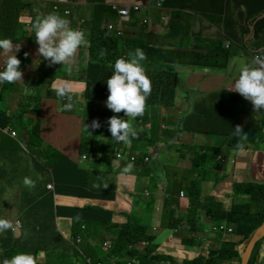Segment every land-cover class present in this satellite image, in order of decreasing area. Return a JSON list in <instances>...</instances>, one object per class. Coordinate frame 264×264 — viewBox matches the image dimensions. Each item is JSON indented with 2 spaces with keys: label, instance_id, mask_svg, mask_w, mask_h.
<instances>
[{
  "label": "trees",
  "instance_id": "trees-1",
  "mask_svg": "<svg viewBox=\"0 0 264 264\" xmlns=\"http://www.w3.org/2000/svg\"><path fill=\"white\" fill-rule=\"evenodd\" d=\"M2 0H0L1 2ZM7 1V0H5ZM69 0H47V4L42 8L45 13L38 16L37 21H39V25L35 26V23L28 29L33 31V34L36 35L40 34V38L43 39L51 34V28L56 27L59 28L60 33H68L70 38L66 41V43H71L73 46H83L87 50H90L92 54L100 55L97 59L102 60L104 59L103 55L107 53L108 56H121L117 51L110 49L111 46H120V45H128L129 51L135 53L134 49L135 43L139 42L137 39H133L129 37V27L132 30L136 27V22H141L144 17H141L143 13L140 14L139 18L141 20H137L135 17H130V19L121 21L113 16L116 21H112V28L116 29L120 26L125 27V34L120 36V33L116 34V30L108 31L107 28L109 25L107 23L110 21V9L118 14V11L114 8V3H106L104 2V10L106 11L105 19L98 20L96 24H94L93 19H88L91 23L83 22L80 19H65L66 10L69 9L70 13H73L76 8H79V14L84 13L83 8L81 5H75V9L73 8V3L70 2L67 4L66 2ZM252 1L249 5L241 2V0H220L222 7L219 9L220 11L226 10L229 6V3L232 2L234 6L238 9L243 7L244 14H247L248 18L250 19V23L247 27L241 26L242 29H246L249 32H256L259 31V27L264 24V4L262 6H257V0H250ZM263 2L264 0H260ZM8 10H11V14L15 15V9L21 10L22 13L25 12L23 10L25 3L24 0L22 3L17 5L18 3H14L13 0H9L8 2ZM159 6H154L152 8H160L165 7L167 8V12H171L170 19L167 18V22L165 27H167L168 32L174 31L178 33H187L189 32L186 29H189L191 26L199 24L202 20L201 17H208L213 12L217 11L214 8L216 4V0H161L159 2ZM152 4V3H148ZM100 6V4H96ZM90 6H86V9H89ZM26 8V7H25ZM146 7L142 6L141 9H145ZM73 9V12H72ZM97 10L100 11L101 15L103 10L99 7ZM198 16H196V15ZM218 16L222 17V21L224 19V14L218 13ZM10 19V15L7 14V11L3 9L0 11V29L4 28ZM77 20V23L75 22ZM65 22V23H64ZM256 22V23H255ZM255 24V29L253 25ZM15 30L17 28V24L11 25ZM83 27H89L90 33H84ZM56 30V29H55ZM77 31V32H76ZM36 32V33H35ZM82 34L85 36L83 37ZM180 36H187V34ZM200 34L196 35V37L200 36ZM197 44L200 46V42L203 41L206 44L201 45L202 48L210 51V52H198L195 51L190 56V64L198 66L203 65L207 67L215 66L219 63L220 58L219 55L210 49L209 45L213 46H220V41L215 38H208L207 42L205 38L198 37ZM88 40V41H87ZM168 40L171 41L170 44H173V35L171 34L168 37ZM178 38L176 39V41ZM183 40V38H181ZM84 41H87L84 43ZM164 41V40H163ZM168 41V42H169ZM173 41V42H172ZM178 42V41H177ZM138 44V43H137ZM43 45V43H42ZM139 47V44H138ZM148 49L145 50L144 47L141 46L140 50H136V59L138 60L139 65L136 63V68H129L127 72V79L122 83L118 82L113 84L112 86L110 83H106L105 85V76L108 74L109 76V69L110 67H99V68H91L89 67L88 75L85 74L87 71L84 70L81 72V68L78 71H75V74L78 76L74 78L79 79L82 81V85L80 87L79 93L76 97L71 98V94H73L70 90V86H64V82H58L57 84L50 86V88H46L44 85L46 82L45 76L42 73L31 81L28 77V74L31 71H26V67H31L30 59L27 55L20 54L17 55L18 63L16 68V73H18V77H21L23 81H27L31 84L37 83L35 89H32L25 94L29 96L31 99L34 97L35 101H29L23 103V98L21 101V107L18 112H6L3 108L0 107V126L7 127V126H16L17 118L21 116V113L24 110H28L31 107L32 111H36L37 105L40 104H48L50 100L53 104V110L59 108V102H61L62 109L60 110L64 115L61 114L63 119L71 125L75 126L77 124H85V127L89 130V134L100 137L104 129H99L98 131H94L91 127L94 124L105 125L109 124L111 117L123 107L127 109H131L132 115L134 119L145 118V115L149 111L151 105L153 107L161 108L163 104L166 105L168 108L172 105L175 95V89L178 84V77L176 72L172 67H169L168 61H166L165 69L159 75H152L149 74L145 68L146 65H143L145 61L142 58L143 56L156 57L157 51L160 53L171 54L174 52V49H169L166 51V48L154 46L147 47ZM117 49V48H116ZM154 51L151 54V51ZM111 52V53H109ZM146 53V54H144ZM123 60V59H122ZM107 70L104 73V69ZM43 69H38L37 71H41ZM15 73V74H16ZM74 72H71L70 75L72 76ZM8 78L4 80L7 81ZM16 81V80H15ZM17 84L9 85L12 88H20L19 83L16 81ZM6 85V87L8 86ZM39 85V86H38ZM64 87H59V86ZM4 87V88H6ZM110 87V88H108ZM113 87L118 89L117 95H111L110 93L113 90ZM3 88V89H4ZM221 91V90H220ZM214 92L215 95L213 103L210 101H203L206 104L200 113L204 115L205 118H201L200 122L206 126L204 130H198L193 133L197 134H210V133H219V135L225 137L224 147H218L219 150L216 151V148L203 142L195 148L192 145H184V148L187 150H194V155L192 156V168L188 169V171H182L174 175L173 184L166 187L167 192H175L176 196V208L173 207L171 204V197L165 195L164 196V206L167 211L170 213V219L168 220V225L171 227H178L180 233L178 234L181 242H185L191 246H195L199 244V239L203 241L202 233L210 231L208 224L205 226L204 223L206 222V217L211 221L212 230L217 232V239L213 246H210L207 249L205 254L199 255L192 261H184L185 264H222L223 260H240L241 259V252L239 250V246H242L243 250L246 248L248 242L253 237L257 229L264 221V184L257 183V182H235L232 185V192L231 195L227 193V196H232L230 202H224L221 198L215 197L210 195L201 185V180L206 179L207 176L211 173L208 170V162L216 157V154L220 152L222 155L229 157V150H237L240 147H250L253 146V142L255 140L256 134H262L263 129L262 125L264 123V105L258 102L257 104H250V105H257L255 107H249L254 109L256 115L263 118V121H259L258 123H254L253 126L249 127L244 132L243 122L232 121L235 120L236 115H234V111L229 109L225 112H221L218 110V102L221 100H227L231 102L232 98L234 101H238V114L240 112H244L243 108L245 106V99L241 98L240 95L234 93L237 97H228L229 92ZM116 93V92H114ZM233 95V94H232ZM121 101L125 105H117L112 107L111 104L116 100ZM245 100V101H244ZM117 102V101H116ZM215 102V103H214ZM35 103L36 106L32 104ZM119 103V102H118ZM232 104V103H231ZM85 106V110L87 112L84 117L82 115L75 116L70 114V112L76 106ZM262 105V108L259 106ZM221 108V107H220ZM95 112V113H94ZM169 122V118H166V115L160 114V123H156L153 126V131L151 133L148 132H139L136 135H133V139L136 140V147L144 148L146 146L154 147L156 146V142L159 141L160 144L162 142L167 143L169 147L176 144L173 143L170 145L168 140H164L166 134H174L177 130H171L166 126L161 127V122L166 124ZM24 124V123H22ZM173 124V123H171ZM29 128L32 135H29V144L35 147L34 150V157L35 158H42L43 154L53 157L56 161L59 159V162L64 165L68 164L71 166H76L77 163L79 164L81 160L77 162L71 163V160L74 158L66 157V155H62V158H66V162L60 158L54 157L53 151H43L42 150V138L40 135V125L34 124L31 126L29 124ZM70 133L78 131L79 129H73L69 126ZM223 130V132H222ZM135 132V130L130 129L128 134ZM153 132L158 133L157 135ZM249 134V136H246ZM73 139V145L70 146L74 153L71 154V157H79L81 156V152L85 151V148L82 147V144L77 143L78 140ZM18 146L19 150L26 151L21 145L17 142V140L8 134L0 131V176H8L10 175V179H14V168L17 166H21L25 164L29 159L25 157L17 158L11 157L9 149L17 148L13 147L15 145L13 142ZM142 142V143H141ZM144 142V143H143ZM159 144V145H160ZM15 145V146H16ZM48 148H53L55 151L59 153H63L59 151L58 148L48 145ZM184 148L180 149L181 156L184 157L185 151ZM198 148L204 149L203 152L198 151ZM156 152H158V148L156 147ZM78 153V154H75ZM89 158L91 156L89 153L86 154ZM146 152H142V156L146 157ZM155 156V154H154ZM33 156H31L32 158ZM182 157V158H183ZM27 159V160H26ZM93 160L94 169L92 171V188L91 190H84L77 185V181L75 179L66 178L64 179L60 173L61 170L55 172L56 183H57V192L64 191L67 196L73 197H85L89 199H98L100 197L101 203L92 204L87 208H81V210L73 209V210H65L68 215L72 216L71 222L75 228H78L83 221L89 222L95 226V231L90 234H83L81 231L75 232V237L80 233L82 236L86 237L84 243V249H88L91 251H97L96 254V261L101 260L105 264L108 262L111 253L114 254L120 253L125 249L127 245L136 243L138 241H147L148 243L153 242L155 240V231L153 229H149L145 223L138 222L136 219L140 212H143L142 208H145L147 205V200H145V196L142 194V191L138 189V187H145L144 180L137 177L136 181V190H128L126 189L125 192L127 194V198L130 200L129 208H116V202L119 199V189L120 183L115 179V173L121 171V168L118 166H114L112 163H108V159L106 155H101L98 158H91ZM37 162V161H36ZM219 162H214L213 167H217ZM37 164L41 167L38 169L39 173L45 172L46 166L42 164L40 161ZM67 166V165H66ZM147 171L145 173L150 174L152 179L158 178L160 173H162L163 168L157 164L153 155L149 157L148 162L145 164ZM159 169H162L159 171ZM123 171L125 169H122ZM129 171L130 170H126ZM196 172L200 178L199 180L192 181L190 183L189 189V197L190 203L187 207L186 214H182L177 211L179 201L178 197L183 189V180L184 177L189 172ZM71 171L69 170L68 173ZM48 171L45 172L42 176L40 175L37 177L36 183L33 182V185L36 186V189L39 188L42 192L46 189V182L49 179V175L46 178ZM196 174V175H197ZM211 177V176H210ZM27 176L22 175L17 179V181L21 184L26 180ZM63 178V179H62ZM2 179V177H0ZM66 180V181H65ZM105 180H109V184H104ZM142 182L141 183L139 182ZM65 184L63 185V183ZM197 183L201 186L200 188L196 187ZM257 194V197L254 195ZM35 196V195H33ZM32 196V197H33ZM174 195L172 194V197ZM29 199L27 202H30L26 209H35L38 206H45L48 209H41L43 211H51L55 208H61L56 203H54L53 193L48 192L41 196L40 200L33 201ZM69 204L67 207L74 208L76 206H71ZM204 207L207 208L205 211V215H202V210ZM59 209L56 211L57 217H60L62 214V210L58 213ZM58 213V214H57ZM51 214L47 215L46 220L42 224H37L34 226H28L23 224L22 231H27V235L33 236L36 242H39L41 239L44 238H53L54 243L56 242L57 237H60L61 233L58 232V226L55 222ZM206 216V217H205ZM63 217V216H61ZM125 218V219H124ZM151 216H148V219ZM4 217L0 218V224L4 223ZM224 226V228L222 227ZM229 226H232V230H229ZM96 230H99L96 232ZM211 230V232H213ZM53 232V235H49ZM102 233L105 235L102 236ZM94 237V244L88 240L89 237ZM109 236H114L112 239L113 247L106 252V247H104L105 239ZM9 249L11 250V242L8 241ZM22 249H27L29 247L24 241L20 243ZM264 236L260 238L254 245L250 257L248 260V264H264ZM6 256V255H5ZM1 256L0 257V264H6L8 260V256ZM49 260L45 261L44 264H76V260L73 255L68 253H60L58 256H65L64 261L55 260L57 257L54 255V250H49L47 254ZM29 261V260H27ZM28 263V262H27Z\"/></svg>",
  "mask_w": 264,
  "mask_h": 264
},
{
  "label": "crops",
  "instance_id": "crops-1",
  "mask_svg": "<svg viewBox=\"0 0 264 264\" xmlns=\"http://www.w3.org/2000/svg\"><path fill=\"white\" fill-rule=\"evenodd\" d=\"M47 1V0H46ZM44 2L47 4V2ZM144 0H93V2H97L100 6H97L95 3H92L89 7L87 13H82L84 18H91L94 20V24H96L97 19L92 16L94 11H99L97 8L103 10L102 15L106 12L104 10L103 3H110V2H118L122 4H132L134 2H142ZM161 0H147L146 3L150 2L152 4H147L145 9H141V11L137 14V17L140 16L141 13L143 15L141 17H146V22L144 24L140 22H136V27L132 30L129 27V37L133 39H138L141 42V46L146 49L147 47L159 46L166 48V51L169 49H174V52L171 54L160 53L157 51L156 57L146 58L143 62V65H146L145 68L149 74L152 75H159L162 73L166 66V61L169 63V67L174 69L178 76V81L180 80V86L183 88V91L178 93L175 99L173 100L172 105L168 108V115H169V122L168 124H164L167 128L171 130H177L174 134H171V139L173 143H179V141H183L182 138L186 139V135L188 133H193L198 130H204L206 126L202 122H200L201 118H205L202 113H198L197 111L201 112L203 107L206 105L202 101V97L206 93L216 92L218 90H223V92H229L228 97H234L237 99L236 94L240 95L241 98L245 100V106L248 107L250 104L254 103L257 104L260 102L264 105V24L259 31L256 32H249L246 29H242L241 26L247 27L250 23V19L248 18L247 14H244L243 7L236 8L232 2L224 11H220L219 9L222 7L220 0H216V4L214 8L217 11L213 12L215 18L217 17L218 13L225 14L223 21L219 18L217 19V23L219 24L218 27L212 30L209 26L207 30H203L200 28L198 24L191 26L189 29H186L189 34L187 36L181 37L183 33H178L174 31L168 32L167 27L165 24L167 22V18L170 19L171 12H167V8L161 7L160 8H152L156 2H160ZM241 2L245 4H250L252 1L250 0H241ZM264 1L261 2L257 0V6H262ZM83 8V11H87L86 4H80ZM75 11L79 14V8H76ZM91 12V13H90ZM100 12V11H99ZM75 13V14H77ZM90 13V15H88ZM196 15V14H195ZM95 16V14H94ZM198 16V15H196ZM137 17H135L137 19ZM160 18H163L164 25H161L158 29H155V25L150 22L153 19L155 22H158ZM118 21L120 19L117 16ZM138 20V19H137ZM201 22V21H200ZM227 28L232 30V33H227ZM255 27H252V29ZM84 33H90V28L83 27ZM200 38H212V36L216 37L220 41V45L222 46V50L219 51L218 49L214 48L215 46L209 45L210 49L216 52L219 55L220 61L217 65L212 67H207L203 65L194 66L190 64V56L193 52H210L201 45H205L206 43L201 41L200 46H198L197 41L199 40L196 35L200 34ZM173 35V44H170L171 41L168 40L170 35ZM183 34V35H185ZM181 35V36H180ZM238 37V40L235 38ZM178 38V42L176 39ZM183 38V40H181ZM228 38L232 39V43L230 45H226V42H229ZM164 40V41H163ZM169 41V42H168ZM172 41V42H173ZM207 42V39H206ZM117 48V49H116ZM124 48H129L127 45H120V46H111L110 49L114 50H121ZM169 48V49H168ZM136 52V48L134 49ZM154 51H151V54ZM146 54V53H144ZM258 54L259 58H256L254 55ZM5 55V54H4ZM3 58V54H0V62ZM46 66V65H45ZM233 94V95H232ZM234 99L232 98L230 103H233ZM52 108L49 112V116L47 117L46 121L43 122V125L40 126V135L45 138L46 141L54 144L57 147H60L62 151H66L67 155H71L74 152L69 149L71 145H73L72 136L69 129V124L66 122L65 119L61 116L64 115L59 108L53 110ZM254 111V110H253ZM44 113V112H43ZM245 113V112H244ZM256 113V112H255ZM246 115V121L243 122V126H247L246 124L258 123L259 121H263L262 118H254L253 116ZM248 116V117H247ZM259 116V115H258ZM248 118V119H247ZM173 123V124H171ZM39 124L41 125L40 121ZM259 124V123H258ZM161 127H163L161 125ZM223 132V130H222ZM205 136L206 133H202ZM218 134L219 133H213ZM197 134L193 133L195 138ZM182 137V138H181ZM256 137V135H255ZM188 138H192V135H188ZM193 138V139H194ZM199 139L202 140L200 136ZM13 142V141H12ZM184 142V141H183ZM254 142V141H251ZM14 143V142H13ZM15 144V143H14ZM201 143L193 144L195 148L198 147ZM213 145V142H210ZM16 145V144H15ZM13 145V149H9L11 157H25L29 159L25 164L21 166H17L14 168V176H16V181L13 183L12 179L10 178H3L4 186L0 188V218L4 217L5 219L9 220H16L21 219L22 224L28 226H34L37 224H42L48 214H51L53 217L54 210L51 211H44L42 213V219L40 221H35L34 216L39 212L38 208L35 209H26L30 202H27L36 192V186L33 185V182L36 183L37 177L40 175L41 179L45 172L39 173L38 169L41 167L37 164L29 156V151H20L18 146ZM187 145V144H186ZM73 145L72 147H74ZM256 151V155L254 158V162L258 159L260 153L254 147L252 148ZM241 150H251L242 148ZM191 152L190 157L194 155V150H186ZM185 151L184 156L187 155ZM78 154V153H75ZM231 156V155H230ZM71 157V156H70ZM76 160H81L79 157H71ZM223 158V157H222ZM26 159V160H27ZM62 159V158H61ZM74 161V160H72ZM75 162V161H74ZM81 163V162H80ZM58 169V165L54 168V170ZM253 169L250 168V171ZM254 170H260L264 172L263 166H256ZM50 173V171H49ZM120 177L121 181L120 186L128 187L130 186V190H135L134 185L130 184V181H127L125 177H123L119 172H117ZM22 175L27 176L26 179H29L30 184L26 186H22L17 179ZM48 175H46V178ZM130 178V176H129ZM52 175H49V179L47 182H51ZM110 182L105 180L104 184H109ZM141 191V187H138ZM62 194H65L64 191H60ZM142 194H145V191H142ZM146 195V194H145ZM121 194L119 195V199L116 202V208H121L123 202L125 201V207L129 208V199L121 198ZM148 196V195H147ZM98 199H89L85 197H70L62 195L60 199L55 197L56 200H60L62 204H67L65 207L58 208V213L62 210L61 216L63 217H56L54 215L55 222L58 226V232L61 233L60 237H57L56 242L54 243L53 238H44L41 239L39 242H36L34 237L24 234L21 237L11 236L9 235V231L0 234V257L1 256H11L14 255L16 252L19 251H45V258L42 261V264L45 261L49 260L47 254L49 250H54L55 257L58 256L62 252H67L68 254H72L75 249L72 244L68 241V236H70L73 232L77 231L78 228L72 225L70 221L72 216L68 215L65 210H73L81 208H87L92 204L101 203ZM146 197V196H145ZM181 198L186 200L184 196ZM58 202V201H56ZM69 204L71 206H76L74 208L67 207ZM187 205L185 207H188ZM43 209H48L45 206H41ZM149 204V200H147V205L145 207L146 211L149 209H153ZM57 213V214H58ZM157 217V216H156ZM125 219V218H124ZM151 223L154 224L153 227H158L157 219H153V217L149 218ZM86 222V221H83ZM88 228L92 232L95 231V226L89 222ZM206 226L207 224L204 223ZM99 230H96L98 232ZM49 235H53L51 232ZM175 236V235H174ZM209 233L206 230L202 233V237H208ZM179 238V239H178ZM8 241L11 242V250L9 249ZM25 242L29 245L27 249H22L21 245L22 242ZM172 244L181 243V239L179 236H176L172 241ZM5 256V257H6Z\"/></svg>",
  "mask_w": 264,
  "mask_h": 264
},
{
  "label": "rangeland",
  "instance_id": "rangeland-1",
  "mask_svg": "<svg viewBox=\"0 0 264 264\" xmlns=\"http://www.w3.org/2000/svg\"><path fill=\"white\" fill-rule=\"evenodd\" d=\"M14 3H18L17 5H19L23 0H13ZM147 0H144L142 2H134L133 5H138L139 8L141 6H146L148 3H146ZM70 2L73 3V8L75 9V5H80V4H86V6H90L92 3L98 4L97 2H93V0H69L66 3L69 4ZM31 8L34 11V15L36 17L34 18V23L35 26L39 25V21H37V18L39 15L45 13L44 11H37V10H42L41 5H42V1L40 0H31ZM113 3V2H110ZM116 4H119L118 2H114ZM230 5V3H229ZM137 6V7H138ZM2 6L0 5V11L2 10ZM89 9H87V11H85L84 13H87ZM73 12V9H72ZM15 13H17V10H15ZM77 13V11H74L73 13H70V10L67 9L66 13H65V19H80L83 22H88L91 23L90 20L91 18H84V16L82 14H75ZM91 13V12H90ZM90 13H88V15H90ZM95 14V16H94ZM105 14L106 12L101 15V13L99 11H94V13L92 14L93 17H95L97 19V21L102 20L104 21L105 19ZM138 11L134 10L133 7H129V16L130 17H137ZM211 14L208 17H201L202 21L198 24L200 26L201 29L203 30H207V27L209 26L212 30L216 29L218 27V23H217V19H221V16H218L215 18V16L213 17ZM115 16L117 18L118 14L114 11H111L110 9V21L107 23L108 31L112 30V21H116V19L113 17ZM138 20H141L139 17H137ZM75 22L77 23V20H75ZM150 22H152L155 25V29H158L161 25H164V21L163 18H160V20L158 22H155L153 19L150 20ZM65 23V22H64ZM207 24V25H205ZM56 29V30H55ZM59 28L56 27H52L51 28V34L53 36L52 42L54 41V39L59 40L60 39H69L66 38L68 37V34H61L59 36L58 34ZM232 33V30L230 28H227L226 32L227 33ZM36 33V32H35ZM59 36V37H58ZM82 36L84 37L85 35L82 34ZM58 37V38H57ZM212 38H214V36H212ZM15 42L18 46L19 49H15L14 51H10V47H3L0 45V54H5L6 52L10 51L9 53H6V55L3 56L2 61L0 62V107L3 108L6 112L12 113V112H18L21 105L24 104L25 102H29L35 101V98L33 97L32 99L25 95L28 94V92L32 89H35L37 86L36 84H33L31 87V84L27 81H23L21 77H18V73H16V68H17V63H18V59L17 55L20 54L22 52V54H25L29 57L30 59V65L31 67H26L25 70L26 71H31L28 74L29 79L32 81L34 78L36 80V78L40 75V73L44 72V67L45 64H48L49 62V52H47V48L45 46V44L42 45V43L44 42L43 39L40 38V34L34 35L33 31L27 30L24 34H20L18 35V33L15 34ZM21 41L23 42H27V46L22 44ZM88 41V40H87ZM87 41H84L87 42ZM19 43V44H18ZM21 43V44H20ZM139 47H138V44ZM135 43V47L137 50H140L141 48V42H137ZM67 46L71 47L70 45H68L66 43ZM135 52V51H134ZM136 53V52H135ZM85 55V54H84ZM142 58H144L146 60V56H143V54L139 55ZM43 69L41 71H37L38 69ZM84 70V72L87 70V66H84L81 68V72ZM16 73V74H15ZM72 76L77 77L78 75L75 74V72L72 74ZM8 78L7 81H5L4 79ZM19 83L20 88H12L9 87L8 84L10 85H15L17 84L16 81ZM49 82V79L46 83ZM181 82V81H180ZM6 85H8L6 87ZM70 90L73 93V95L76 97V99L78 98L77 95L80 94L79 90L80 87L82 85V82L80 80H77L76 83H70ZM39 86V85H38ZM6 87V88H4ZM4 88V89H3ZM23 98V103L21 104ZM71 98H73V96L71 95ZM118 102H113L111 104V106L115 107V105H117ZM215 103V102H214ZM33 106H36L35 103L32 104ZM52 102L49 100L48 104H42L40 107V104L37 105V108L35 109L36 111H32L31 107L28 110H24L21 113V116H19V118H17V123L16 126L20 127L18 130H16L17 134L15 138H18V131L19 134H22V130L24 128V124L28 125L31 124V126H33L34 124H37L36 121H34L33 119H38L40 122L46 121L47 117L49 116V112L52 108ZM86 106V105H85ZM85 106H76L71 112L70 114L73 115H82L84 117V115L87 114L86 112V108ZM257 105H250L249 107H255ZM259 106V105H258ZM59 107L61 106V102H59ZM221 107V108H220ZM238 101H234L232 104L230 102H228L227 100L224 99L221 100L220 102H218V110H220L222 113L232 109L234 111V117L235 120L232 121H238L241 118L243 119V121H246V115L242 114L240 116V114H238ZM244 106L243 111L245 113H247L248 116H253L254 118H261L263 116L260 115L257 116L255 111H253L251 108ZM260 108H262V105L259 106ZM44 112V113H43ZM95 113V112H94ZM262 115H264V113H261ZM247 116V117H248ZM166 118H169V115H166ZM248 119V118H247ZM263 119V118H262ZM111 123H116V129L120 130L121 132H126L124 131L122 128H120L118 126L119 123H124L125 121L123 120L122 117H113L111 118ZM167 124V121L165 122ZM249 123V122H248ZM246 124L247 125V130L249 127L253 126L252 124ZM256 123V122H255ZM254 124V123H253ZM257 124V123H256ZM99 126V124H98ZM12 127V126H11ZM14 128V126L12 127ZM262 129H263V133L262 134H256V138L253 142V146H251V150H229V154L231 156L226 157L224 155H222L220 152H218L216 154L215 158H212L209 162H208V170L211 172L209 174V176L206 177V179L201 180V185H203L204 189L210 194L213 195L215 197L221 198L224 202H230L231 199H233L232 196H227L226 194L229 193L231 195L232 192V185L235 182H243V178H245L248 182H257V183H263L264 184V172L260 171V170H254L256 166H263L264 167V123L262 125ZM28 130H30V128L28 127ZM246 130V133H247ZM154 134H158L156 132H153ZM190 134V136L192 135V138H188V135ZM202 137V140L199 139V137ZM246 136H249V134H246ZM114 135H112L111 137L108 138L109 141H113L114 140ZM42 147L46 146V142L44 141L45 138L42 137ZM182 138V137H181ZM193 136L192 133H188L186 135V139L182 138V140L184 141H179V143L169 147L167 145V143L162 142V147H161V151H159L155 157V161L157 162V164L159 166H161L163 168L159 169V171L162 170V173H160L158 178L152 179L148 173H140L138 174V177L144 180V185H146L147 187H143L141 188V191L143 190H147V192L149 193L148 196H146L145 194H143L145 197V200H149V204L151 207H154L153 209H149V211H146L145 208L143 209V212L138 210L137 212H140V215L136 218L138 220V222L141 223H145L146 226H148L149 229H153L154 224L151 223L150 219H148V216L150 215L151 217H153V219H157L158 222V232L157 230H153L155 231V235L156 236H162V237H157L155 238L154 242L156 244V248L158 251V257H159V264H182L184 261H192L195 258H197L199 255L201 254H205L207 252L208 247L211 245L212 242V238H216L217 237V232L215 230H212V226L213 224H211V221L206 217L205 221L208 224V227L210 228L209 230L213 231L214 236H211L210 238H208L205 241H201L199 239V244H196L195 246H191L185 242H181L178 243L176 245L175 248L172 249H168V238L170 236H174L176 234H180L183 232H180L178 227H171L170 225H168V220L170 219V213L167 211V209L164 206V196H170L171 197V204L173 205L174 208H176V194L175 192H167L166 191V187L169 185L173 184V179H174V175L177 173H180L181 170L182 171H188V169L192 168L193 162H192V157H190L191 152L186 151L187 155L186 156H181V151L180 149L184 148V145H193L196 143H207L209 145L210 142H213V147L216 148V151L219 150L218 147L223 148L224 147V142H225V137L218 135V134H207L205 136L203 135H196L195 138ZM164 140H168V143L170 145L173 144V141L171 139V134H166V136L164 137ZM82 147L85 148V151H87L91 156V158H98L101 155H105L106 152L100 148L98 149V142L96 140V138L93 137H84L83 139L80 140ZM78 143V141H77ZM144 143V142H143ZM255 148L256 150L259 151L260 155L258 157V159L254 162V158L256 155V151L253 150L252 148ZM50 151H53L54 154H59V152L55 151L53 148H49ZM133 151H136V153L142 150H145L143 152H146V154H149L147 156L151 157L154 154L155 149L151 146H146L143 149L142 148H133ZM184 150H187V148H184ZM59 151H61V149L59 148ZM198 151L203 152L204 149H200L198 148ZM217 155L221 156L220 158L217 157ZM222 156L225 158V160H223ZM183 157V158H182ZM32 159L34 161L37 162H41L44 165H48V166H53L57 161L50 156H47L45 154H43V157L40 158H35L34 156L32 157ZM147 159V157H146ZM214 162H219L217 167H213V163ZM250 168H252L253 170L250 171ZM145 170L147 171V168H145ZM144 170V171H145ZM194 172H189L183 180V189H182V193H180L179 197H178V201H179V205L177 208V211L182 213V214H186L187 212V207H185L187 205V201L188 203H190V197H189V189H190V183L192 181L195 180H199L200 176ZM11 174H9L8 176H6V178H9ZM130 175V174H129ZM211 176V177H210ZM2 177V179H0V188H2L4 186V181L3 178L4 176H0ZM115 179L120 182L121 181V177L118 173H115L114 175ZM127 180V179H126ZM16 181V176H14L13 179V183ZM130 181V180H127ZM137 181V180H136ZM142 185V182L139 181ZM135 186L134 183H131ZM22 186H26L27 185V180H25L23 183H21ZM198 188H200L201 190V186L197 183ZM128 189L130 190V186L128 185V187H123L120 186L119 189V195L121 194V198L124 199H128L127 198V194L125 192V190ZM46 193V189L45 191H41L38 189H36L35 192V199H39L41 196H43ZM172 194L174 195L172 197ZM181 195L184 196V198L187 199L183 200L181 198ZM258 195L255 194L254 197H257ZM56 197L58 199H60L62 197V193L59 191L56 193ZM54 198V197H53ZM54 201H58L56 202V204L59 207H65L67 204H62L59 202H62L60 200H56L54 198ZM125 207V201L123 202V205L121 206V208ZM38 210L39 212L34 216L35 221H40L42 219V213L44 212L41 209V206H38ZM205 211H207V208L204 207V210H202V215H205ZM157 216V217H156ZM170 231V232H169ZM168 232V233H167ZM167 233V234H166ZM184 234V233H183ZM179 239V238H178ZM45 251H40L38 253V261L39 264H42V261L45 258ZM132 252H134V254L140 253L139 250L137 249H133ZM264 251L262 250V253ZM264 256V254L262 255ZM55 260H60V261H64L65 260V256H58ZM77 260L80 263H83V258H78ZM29 264H33V263H29Z\"/></svg>",
  "mask_w": 264,
  "mask_h": 264
},
{
  "label": "clouds",
  "instance_id": "clouds-1",
  "mask_svg": "<svg viewBox=\"0 0 264 264\" xmlns=\"http://www.w3.org/2000/svg\"><path fill=\"white\" fill-rule=\"evenodd\" d=\"M8 1L9 0H7V1L2 0L0 2V5L2 6V8L7 11L8 15H10V19H9L8 24L4 28L0 29V45L5 47V48L10 47V51L12 52L15 49H19L16 42H15V39H14L15 34L16 33H18V35L24 34L32 26V24L35 21L34 18H32V15H33V17H36V16L34 15L35 10H33L31 8V3H30L31 0H24L25 6H24L23 10H25V12L22 13L21 10L19 11V10L15 9V10H17V13H15V15L11 14V10H8V3H7ZM40 1H42L41 8H44V6L46 5V3H44V2L46 0H40ZM61 1H64V0H61ZM119 4H122V3H119ZM159 4H157V2L155 3L156 6H159ZM126 5H133V3L132 4H126ZM146 6H144V7H146ZM37 11H39V10H37ZM263 16H264V14H263ZM129 19H130V16H129ZM145 22H146V17H144V19L140 23L144 24ZM12 24L13 25L17 24L16 30L11 26ZM205 25H207V24H205ZM254 26H255V24L253 25V27ZM261 27H262V25L259 28H261ZM113 30L114 31L116 30V34L120 33V36H123L125 34V32H124L125 27L124 26H120V27L113 29ZM58 34L60 36L62 33H60L58 31ZM63 34H65V33H63ZM66 34H68V33H66ZM67 36L68 37H66V38H70L69 34ZM43 37L41 39H43ZM214 38H216V37H214ZM235 38L238 40V37H235ZM52 39H53L52 34H50V36H47L46 38L43 39L44 40L43 44H45V46L47 48V52H49V55H50L49 62H48V64H45L46 66L44 67V72H42L43 76H45L44 82H47L49 79V82L44 84L46 86V88H50V86H53V85L57 84L58 82H64V84H65L64 86H66V87L70 86L69 84L71 82L76 83L77 80H79V79L74 78L73 76L70 75V73L78 71V70H80V68H82L84 66H87V70H86L87 73L85 74L86 76L88 75L89 67H91V68H99V67H105V66L110 67L109 76H108V74L105 76V85H106V83H110V85L112 86L113 84H116L118 82L122 83L123 81H125L127 79L128 69L129 68H131V69L136 68V63H138V60L136 59V54L132 53V51H129V49H126V48L121 49V50H115V52L117 51L119 54H121V56H118V54L115 56H108V55H106L107 53H105L103 55L104 59L102 61V60L97 59V57H99L100 55L96 56L95 54H92L90 50H87L83 46H73L71 43H68V42H67V44L70 45L71 47L67 46L66 41L68 39H65V38L60 39L59 38V40L54 39L53 42H52ZM205 39H208V38H205ZM228 40H229V42H226V45H230L232 43V39L228 38ZM21 43L27 46V42L21 41ZM214 48L218 49L219 51L222 50L221 45L215 46ZM10 51H8L6 53H9ZM6 53H5V55H6ZM109 53H111V52H109ZM3 56H4V54H3ZM254 56L256 58H259L258 54H255ZM139 65H141V64H139ZM106 71L107 70L104 69V73ZM64 86L62 85L59 87H64ZM108 88H110V87H108ZM117 89H118V87H116V88L113 87V90L110 92V93H112L111 95H117L118 94V92L116 91ZM182 91H183V88L180 86V80H179L177 87L175 89L174 99L177 96V94L182 92ZM218 91H220V90H218ZM218 91H216V92H218ZM114 92H116V93H114ZM222 92H223V90H221L219 92V94ZM213 93L214 92L206 93L202 97L203 101H208V102L210 101L211 103H213L215 95H216V94L214 95ZM71 95L73 97H75L73 94H71ZM116 101L119 102V103H117V105H125V103L120 104L122 102L119 100H116ZM117 105H115V106H117ZM59 109L61 110L62 107H59ZM252 110H254V109H252ZM197 112L200 113L199 111H197ZM160 114L168 115V107L166 105L163 104V107H161V108L153 107L151 105V107L149 108V111L145 115V118H140L138 120L134 119L132 112H131V109H127L126 107H123L120 110H117V112L111 118L122 117L125 122L119 123L118 126L126 132H121L120 130L116 129V123H111V121H110L109 124L99 125V126H98V124H94L91 127V129L94 131H98L99 129H104L102 132V135L100 137H97V136L89 134V130L87 129L88 127L86 128L85 124L83 127V124L80 123V124H77L75 126L70 125V127L73 129H79L78 131L71 133L72 140L77 137L76 140H78V143L81 144L80 140L83 139L84 137L89 136V137L96 138V140L98 142L97 148L98 149L102 148L106 152L105 155H106L107 159L109 158L108 163H112L114 166H118L119 168H121V171H119V173L123 177H125L127 180H130L131 183H134L135 184L134 188L136 190V180H137L136 178L138 177V174L143 173V172L145 173V171H144L146 168L145 164L149 160V156H147L149 154L146 155V157H147V159H146V157L144 158L142 156V152L145 150H142L140 152L138 151L137 153H136V151L132 150L133 148H138V147H136V140L133 139V135H136L139 132L151 133L153 131V126L156 123H160ZM239 114H240V116L242 114L245 115L244 112H240ZM77 116H80V115H77ZM33 120L36 121L37 124H39L38 119H33ZM43 122H40L41 125L40 124L39 125L42 126ZM237 122H244V121L241 118ZM23 125H24V128L22 130V134H19V131H18V138H15L16 134H17L16 130H18L20 127L14 126V128H12L11 126H7V127H1L0 126V131H2L4 133L8 134L9 136L15 138L17 140V142L21 145V147H23L26 151L27 150L29 151V156L31 157V156H34L35 147L33 146V144L32 145L29 144V135L31 136L33 132L28 130L29 124L28 125L23 124ZM161 125L165 126L164 123H162V122H161ZM243 127H244V132H245L247 130V126H243ZM130 129L135 130V132L128 134V131ZM194 134H197V133H194ZM112 135L115 136L114 140L109 141L108 138L111 137ZM197 135H203V134H197ZM205 135H207V134H205ZM254 138H256V137H254ZM44 141L46 142L47 145L44 147H41L43 151H46V152L50 151V149L48 148L49 144L58 148V149L60 148V147H57L54 144H52L46 140H44ZM155 144H156V146H154L153 148L156 150V147H157L158 152L161 151L162 144H160L159 141H157ZM242 148L249 149V148H251V146L250 147H240L239 149H237V151L241 150ZM62 152L63 153L57 154V156H56V154H54V157L60 158L62 155H66V157L71 158L69 155H67L66 151H62ZM158 152L154 151V154H155V156L153 154L154 158L156 157ZM87 153H88L87 151L80 153L81 154V156H80V159H81L80 162L81 163H79V164L77 163L76 166L70 167V165L66 164L67 166L64 165V167H63L62 164L59 162V159L57 160V162L53 166H48V165L46 166L45 172L48 171L47 175L51 174L52 179H53L51 182H46V190L48 192H52L54 198L56 197V193H57V183H56L55 172L58 170L62 171V173H60V174L62 175V177L64 179H66L67 177L70 179H75L77 181V185L80 188H83L84 190H91V188H92V171L94 169V164H93V160L86 155ZM217 157L220 158L221 156L217 155ZM62 159L66 162V158H62ZM223 160H225L224 157H223ZM74 161L77 162L78 160L74 159ZM74 161L71 160V163H73ZM56 165H58V169L54 170ZM122 169H125V170L123 171ZM69 170L71 171L70 173H68ZM126 170H130V172L126 171ZM49 171H50V173H49ZM148 175L150 176V174H148ZM129 176H130V178H129ZM26 180H27V184L31 183L30 181L28 182L29 179H26ZM242 181H247V180L245 178H243ZM64 184H65V182L63 183V185ZM145 187H147V186L145 185ZM144 191H145V194L147 196L149 193L147 192V190H144ZM62 195H65V194H62ZM40 199H41V197L39 199H35V196L32 197L33 201H37ZM54 203H56V202L54 201ZM57 209L58 208L54 209L55 215H56ZM4 220H5V222L0 224V234H2V233L5 234V232L9 231V235L16 236L19 238L24 234V232L27 233V231H24V232L22 231L23 224H22L21 219H16V220L12 221V220H9V219L7 220L4 218ZM16 226L20 228V233H18L17 235L15 234V230H14V228ZM228 228H229V230H232V226H229ZM153 230H157V232H158V227H153ZM77 231L78 232L81 231L83 234H90L91 233V231L88 228L87 222H82V224L78 227ZM75 232H73L67 238H68V241L72 244V246L75 249V251L71 255L74 256V258L76 260V264H105L101 260L96 261L97 251L95 252V251H91V250L83 248L86 237L82 236L80 233L75 237ZM208 233H209V236L203 237V241L207 240L211 236H214L213 232L208 231ZM102 236L104 237L105 235L102 233ZM176 236H179V235L176 234L175 236H170L168 238V245H167L168 249L175 248L176 245L178 244V243L172 244V242H171L174 238H176ZM31 237H33V236H31ZM113 237L114 236H109L105 239L104 247H106V250H107L106 252H108L113 247V244H112ZM157 237H162V236H156L155 238H157ZM216 239H217V237L212 238V242H211L210 246H213L215 244ZM88 240L94 244V237L93 236L89 237ZM242 248H243L242 246H239V250H240L241 254L245 250V249L243 250ZM133 249L139 250L140 253L134 254V252H132ZM39 252H40V250L30 251V252H26V251L16 252L14 255L7 257L8 260H7L6 264H29V263L39 264V261H38V253ZM62 253H67V252L64 251ZM56 257H58V256H56ZM77 257L83 258V261H82L83 263H80L77 260ZM249 257H250V254L247 258V264H248ZM27 260H29V261H27ZM106 264H159V257H158V251L156 248V244H155V242L154 243L153 242L148 243L147 241H138L136 243L127 245L125 247V249L121 252V255H120V253H117V254H114V252L111 253L110 258ZM182 264H185V263L183 262ZM222 264H241V259L240 260H227L226 259V260L222 261Z\"/></svg>",
  "mask_w": 264,
  "mask_h": 264
},
{
  "label": "water",
  "instance_id": "water-1",
  "mask_svg": "<svg viewBox=\"0 0 264 264\" xmlns=\"http://www.w3.org/2000/svg\"><path fill=\"white\" fill-rule=\"evenodd\" d=\"M15 234L17 235L18 233H20V228L19 227H15ZM264 236V221L263 223L260 225V227L257 229V231L255 232V234L253 235V237L250 239V241L248 242L245 250L243 251V253L241 254V264H247V258L250 254V252L252 251L255 243Z\"/></svg>",
  "mask_w": 264,
  "mask_h": 264
},
{
  "label": "built area",
  "instance_id": "built-area-1",
  "mask_svg": "<svg viewBox=\"0 0 264 264\" xmlns=\"http://www.w3.org/2000/svg\"><path fill=\"white\" fill-rule=\"evenodd\" d=\"M157 4H159L157 2ZM138 5H126V4H114V8L118 11L120 14V18L127 20L129 19V7H133L134 10L138 11L140 8ZM224 228V226H222Z\"/></svg>",
  "mask_w": 264,
  "mask_h": 264
}]
</instances>
